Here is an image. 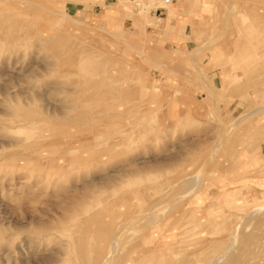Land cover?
<instances>
[{"label":"rangeland","instance_id":"obj_1","mask_svg":"<svg viewBox=\"0 0 264 264\" xmlns=\"http://www.w3.org/2000/svg\"><path fill=\"white\" fill-rule=\"evenodd\" d=\"M157 5L0 0V264H264V0Z\"/></svg>","mask_w":264,"mask_h":264},{"label":"bare ground","instance_id":"obj_2","mask_svg":"<svg viewBox=\"0 0 264 264\" xmlns=\"http://www.w3.org/2000/svg\"><path fill=\"white\" fill-rule=\"evenodd\" d=\"M198 199V198H197ZM151 208V207H150ZM260 210V209H259ZM253 211L254 212H256V211H258L257 209H253ZM143 212V211H142ZM148 212V211H147ZM146 212V214H148ZM260 212V211H259ZM145 213V212H144ZM143 213V214H144ZM252 214H253V212H252ZM263 214V213H262ZM248 215V214H247ZM262 216H264V215H262ZM250 217H251V214H250ZM160 220V219H159ZM156 221V220H155ZM155 221H154V223H155ZM151 222V221H150ZM149 222V223H150ZM151 224V223H150ZM153 224V223H152ZM137 227H139L140 228V226L141 225H136ZM136 226H135V228H136ZM133 227V226H132ZM142 227V226H141ZM148 227V226H147ZM138 228V229H139ZM146 228V226L143 228V229H145ZM129 229H131V228H129ZM132 229H134V228H132ZM140 229H142V228H140ZM237 229V228H236ZM146 230H148V229H146ZM139 231H141V230H139ZM238 232V231H237ZM132 233V232H131ZM155 233H157V232H155ZM137 234H139V233H137ZM238 234L236 233V236H237ZM158 238V237H157ZM115 242H117L116 240H115ZM119 243V242H118ZM235 243V241L233 242V244ZM237 245V244H236ZM233 246V245H232ZM232 246L230 247V248H228V252H230V250H232ZM119 247V246H118ZM233 247H235V245L233 246ZM114 249H119V248H114ZM235 250V249H234ZM116 250H112V251H107V252H105V253H103V254H100V255H98V257L96 258V260L93 262L94 264H112L113 263V258H115V257H118V255L117 256H114L115 255V252ZM232 252H234V251H232ZM114 253V254H113ZM235 253V252H234ZM224 255L225 254H222L221 253V256L220 257H218V258H216V260L213 262L214 264H218V263H221L222 261V258L224 257ZM122 264V263H121ZM223 264V263H222Z\"/></svg>","mask_w":264,"mask_h":264},{"label":"built area","instance_id":"obj_3","mask_svg":"<svg viewBox=\"0 0 264 264\" xmlns=\"http://www.w3.org/2000/svg\"><path fill=\"white\" fill-rule=\"evenodd\" d=\"M175 0H157V2L160 3V5H157L155 12L157 10H162L164 9L166 6L170 5L171 3H173Z\"/></svg>","mask_w":264,"mask_h":264}]
</instances>
